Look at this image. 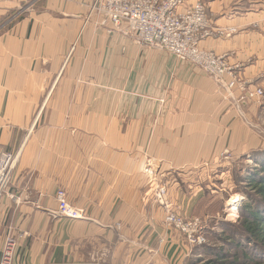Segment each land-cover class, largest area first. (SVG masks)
I'll list each match as a JSON object with an SVG mask.
<instances>
[{
  "label": "crops",
  "instance_id": "0c3cea01",
  "mask_svg": "<svg viewBox=\"0 0 264 264\" xmlns=\"http://www.w3.org/2000/svg\"><path fill=\"white\" fill-rule=\"evenodd\" d=\"M203 2L215 27L236 33L201 47L264 86V0ZM92 5L0 0V151L18 156L0 198V262L11 234L24 235L16 264H179L157 184L188 219L202 196L190 182L224 167V151L243 157L264 143L201 69L138 45L127 25H102ZM263 108L243 112L252 121ZM60 189L86 219L53 216Z\"/></svg>",
  "mask_w": 264,
  "mask_h": 264
},
{
  "label": "built area",
  "instance_id": "2783aa9c",
  "mask_svg": "<svg viewBox=\"0 0 264 264\" xmlns=\"http://www.w3.org/2000/svg\"><path fill=\"white\" fill-rule=\"evenodd\" d=\"M185 2V0H93L92 13L103 17L102 25L111 24L116 29L127 25L136 35V41L140 45L166 50L178 59L202 68L223 88L229 91L238 90L241 96L235 97L234 101L244 118L242 104L262 101L264 90L250 85L249 82L241 81L239 68L233 67L225 56H218L201 47L204 40L215 35L223 36L222 31L212 27L207 6L201 1L180 12ZM32 3L34 4V1ZM32 3L23 11L31 10ZM17 163V155L0 151V198L7 194L13 182ZM146 171L152 175L155 173L153 162L148 163ZM162 184H157L155 195L157 202L167 210L166 224L181 231L191 244H202L203 239L199 236L200 220L194 219L188 222L179 218L171 210L167 200V188ZM56 198L59 208L53 216L70 221L87 218L83 209L69 203L64 190H58ZM23 238L24 235L7 236L0 264H16V255L20 251Z\"/></svg>",
  "mask_w": 264,
  "mask_h": 264
},
{
  "label": "rangeland",
  "instance_id": "374dc122",
  "mask_svg": "<svg viewBox=\"0 0 264 264\" xmlns=\"http://www.w3.org/2000/svg\"><path fill=\"white\" fill-rule=\"evenodd\" d=\"M186 1V0H185ZM202 3H204V0H199ZM33 4V3H32ZM31 4V5H32ZM30 5V6H31ZM184 5V4H183ZM34 4L31 6L33 8ZM31 8V9H32ZM30 11V10H29ZM28 12V11H25ZM209 17V16H208ZM211 25L214 29L217 31H222L223 36L215 35V37L211 38H226L230 37L231 35L236 33V30L234 28H222V27H215L212 22ZM210 39V38H209ZM208 40V39H206ZM204 40V41H206ZM136 43L140 45L137 41ZM144 46L145 45H140ZM149 47V46H147ZM154 48V47H153ZM205 50V49H204ZM166 51V50H165ZM207 51V50H206ZM210 52V51H209ZM226 57V56H225ZM227 58V57H226ZM228 59V58H227ZM180 60V59H179ZM181 61V60H180ZM187 63L193 67H198L192 63ZM234 67V66H233ZM203 71L202 68L198 67ZM204 72V71H203ZM205 73V72H204ZM238 73H240L238 69ZM206 74V73H205ZM261 78L264 80V73L261 75ZM212 79V78H211ZM214 80V79H212ZM215 81V80H214ZM244 81L245 80H242ZM216 82V81H215ZM218 84V83H217ZM219 85V84H218ZM252 85V84H250ZM258 88H262L264 90V86H256ZM221 90L227 94V96L230 99H233L236 97L235 92L238 90H232L229 91L226 88H223L219 85ZM232 96V97H230ZM235 102V101H234ZM236 104V103H235ZM257 105V107H261V105L264 104V98L262 101L258 103L248 102L246 104H242V110L244 106H252ZM237 109V105H236ZM240 114V113H239ZM244 121L245 125L252 129L255 133H257L260 137V140L262 143H264V108L259 112L258 116L256 118H251L252 121L248 118H246V115L244 114ZM258 154H264V148L259 149L258 151H255L251 153L250 155H245L243 157H236V155L233 158V153L230 151H224L223 154L219 157V160L217 162V165H224V167H213V165L209 166L208 172L205 177L197 178L195 181L190 182V186L196 185V189H199V193H201L194 210V215L190 218H185L183 216H179L183 221H192L194 219L200 220V226H199V236L202 237L203 242L202 244H191L187 238L186 235H184L181 231L177 230L175 227H169L166 224L165 219V227L167 228L168 234L170 232L175 231L176 234H174V241L175 245L179 248V254L182 253V256H180V263L184 264H202L205 260L210 259L209 255H206L203 251V248L205 245H214V246H224V243H222L219 239V235L222 232L221 225L222 223H237L240 219V208L242 206V203L246 201L247 196L242 192L241 187H245V184L243 182H240L239 177L240 175H245L246 170L248 171L249 168H253L255 164V159H253ZM257 160V159H256ZM181 182V181H180ZM183 183V182H181ZM164 184V185H163ZM163 186H166V183H163ZM180 186L187 187V184H181ZM167 188V186L165 187ZM167 190V189H166ZM168 193V191H167ZM235 201L234 208H230V201ZM236 209V210H235ZM233 210V212H232ZM214 234H217L215 237ZM10 235V234H8ZM7 238V236H6ZM3 243L2 250L5 245V241ZM171 240H166L165 243L167 245ZM172 242V241H171ZM2 250H1V259H2ZM185 256V258L183 257ZM19 256V253L16 255V259ZM153 264V263H150Z\"/></svg>",
  "mask_w": 264,
  "mask_h": 264
},
{
  "label": "trees",
  "instance_id": "16d2710c",
  "mask_svg": "<svg viewBox=\"0 0 264 264\" xmlns=\"http://www.w3.org/2000/svg\"><path fill=\"white\" fill-rule=\"evenodd\" d=\"M253 159L254 167L239 177L247 196L240 208V219L234 224L222 223L223 235L219 239L224 246L202 247L210 257L202 264H264V154Z\"/></svg>",
  "mask_w": 264,
  "mask_h": 264
},
{
  "label": "bare ground",
  "instance_id": "6f19581e",
  "mask_svg": "<svg viewBox=\"0 0 264 264\" xmlns=\"http://www.w3.org/2000/svg\"><path fill=\"white\" fill-rule=\"evenodd\" d=\"M159 49V48H158ZM168 52V51H167ZM170 53V52H169ZM182 61V60H181ZM234 203H236L235 201H232L230 202V206H233L234 207ZM236 210V209H235ZM233 212V211H232Z\"/></svg>",
  "mask_w": 264,
  "mask_h": 264
}]
</instances>
